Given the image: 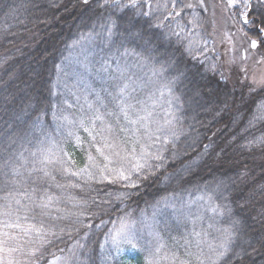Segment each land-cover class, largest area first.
I'll use <instances>...</instances> for the list:
<instances>
[{
  "label": "trees",
  "instance_id": "trees-1",
  "mask_svg": "<svg viewBox=\"0 0 264 264\" xmlns=\"http://www.w3.org/2000/svg\"><path fill=\"white\" fill-rule=\"evenodd\" d=\"M110 2L0 0V208L11 203L23 216L22 206L34 207L25 191L33 194L35 188L33 199L44 193L53 196L44 222L56 235L49 237L36 264H49L72 249L78 251L69 257L70 264H101L104 233L99 224L137 216L168 197L203 194L213 199L204 211L178 199L174 205L198 213L201 229L210 223L215 231L228 232V251L218 264H264V145L255 143L264 137V88L242 84L225 72L223 57L220 63L202 32L200 14L183 9L174 19H164L169 12L161 8L145 17L137 13L149 11L147 5L119 8ZM150 2L168 3L171 9L170 0ZM230 10L234 17L237 9ZM90 35L99 44L107 39L101 44L106 68L97 58L78 54L76 59L85 65L74 83L69 65L60 69L74 43ZM86 70L103 75L110 84L96 89L99 75L90 79ZM122 78L125 81L118 83ZM131 81L136 88L132 117L151 107L150 127L165 128V133H157L159 140H144L142 130L133 136V126L124 118L113 120L88 109L113 100L119 104L120 89ZM128 94L125 90L124 97ZM94 114L104 117L112 137L122 145L127 142L128 149L136 147L139 153V145L132 142L138 137L151 145L146 157L151 167L140 173L146 178L133 176L138 187H125L127 181L112 173L100 179V172L88 178L60 171L61 161L78 173L93 165L90 155L99 161L92 137L81 126L84 121L91 130ZM100 127L96 121V130ZM100 139L97 135L96 146ZM45 158L55 162L42 163ZM13 167L20 175H12ZM41 168L56 179L41 180ZM195 225L199 229L198 221ZM145 251L140 250L143 255L133 264H145Z\"/></svg>",
  "mask_w": 264,
  "mask_h": 264
},
{
  "label": "rangeland",
  "instance_id": "rangeland-1",
  "mask_svg": "<svg viewBox=\"0 0 264 264\" xmlns=\"http://www.w3.org/2000/svg\"><path fill=\"white\" fill-rule=\"evenodd\" d=\"M181 3H191L193 7L184 8V10L198 13L202 17V32L205 38L212 41L213 53L218 57L220 63L221 57H223L225 72H228L232 76L231 78L241 81L242 84L250 85L255 89L264 88V60H261V54L264 53L261 51L257 53L256 50L251 49L245 51L247 45L231 35L237 32V28L234 26L236 23L232 12L227 8V0H203V6L200 5L199 0H181ZM102 31V28L98 29V33ZM237 35L239 34L237 33ZM103 37L107 38L108 36L104 34ZM101 40L102 43L103 40L107 41V39ZM102 43H97V37L93 35L76 41L60 70H65L67 65H69V76L75 83L77 80L76 74L83 72L81 67L85 65L84 62L80 63L79 59L76 58H78V54L82 55L83 53L87 54L91 59L97 58L99 65L101 64L103 69H105V58L101 50L103 47ZM96 46H99L100 49ZM219 66V71L221 72L223 64H219ZM86 72L87 76L93 80H95L96 75H99L90 70H86ZM63 75L62 73L61 76ZM107 81L106 77L100 74L96 89L98 87L100 89L106 88L110 84ZM124 81V78L121 81L117 80L118 83H123ZM126 90H129V94L124 99H126L128 104L133 106L130 109V113H132L136 107L132 99L136 97L135 84L131 81L128 83ZM104 99H106V102L110 101L107 97H104ZM121 99L120 97L119 101ZM120 103L117 104L116 100H113L111 105L101 102L96 107L97 109L91 106L88 109L93 112H104L105 115L113 113V115H108L107 117L119 120L120 118L123 119V116L117 117L116 115L119 112L118 106ZM148 110L151 112L149 119H152L151 107L143 108L142 113L144 115ZM122 133L123 131L120 134ZM146 144H149V142ZM147 150H150V148ZM97 158L100 164L95 162V166L92 165L90 168H87L94 175L97 172L99 175L100 169L107 163L101 156ZM113 159L116 160L117 158L114 157ZM108 166L109 168H113L117 167L118 164H109ZM112 174L115 175L114 172ZM94 175L88 176L85 173V176L88 178H94ZM103 175L107 176L109 173L105 171ZM176 199L184 205H197L203 211L213 202L211 197L209 198L203 194L185 195L178 198L168 197L159 201L154 206L143 209L137 216L130 214L116 222H103L99 224L97 228L101 229V231L103 230L104 233L99 244V263L114 264L115 262L123 261L133 264L137 261L139 255H143L140 250H147L144 252L146 255V258L143 259L145 264H150V262L151 264H201V261H203V264H212V260L215 259L213 249L220 251L222 250L221 245L228 248V232L220 233L219 231H215L210 223H207L206 227L201 229L202 220L200 219L202 217L198 213L192 215V213L184 211L187 206L175 207ZM214 211L213 207L209 208L211 214ZM197 221L199 229L195 225ZM118 230L126 233L127 238L117 237V240L114 242L112 237ZM179 230L182 232L181 236L177 233L174 234V232H178ZM179 236L180 238H178ZM157 248L160 249L158 253L156 252ZM77 251L72 249V251H69L71 254L68 253L49 264H70L69 257L74 252L77 254ZM164 257H168V259H164ZM172 257H175V259L173 260ZM72 264H75L74 260Z\"/></svg>",
  "mask_w": 264,
  "mask_h": 264
},
{
  "label": "snow or ice",
  "instance_id": "snow-or-ice-1",
  "mask_svg": "<svg viewBox=\"0 0 264 264\" xmlns=\"http://www.w3.org/2000/svg\"><path fill=\"white\" fill-rule=\"evenodd\" d=\"M170 2L171 9H169L168 3H157L153 6L150 0H142V2L141 0H128L127 4H123L121 0H111L110 6L135 9L147 5L149 11L137 13V15H143L145 17H150L153 10H159L162 8L169 12V15L165 16L164 19H174L175 16H179L181 14L184 8L193 7L191 3L180 4L178 3V0H170ZM199 2L200 5L203 6V0H199ZM85 3H87V0H85ZM105 4H109V0H105ZM227 8L237 9L233 17L237 21L234 25L237 28V32L232 33L231 35L238 41L247 45L245 51H249V49H251L256 50L258 53L261 48H264V0H227ZM239 24H243L244 27H239ZM237 33L239 35H237ZM175 35L178 36L179 33L177 32ZM261 60H264V54H261ZM241 70L243 71V69ZM127 87L128 86L125 85L124 88L120 89L119 95L122 99L120 105L118 106L119 112L116 114L117 117L123 116L127 124L133 126L131 129L133 136L142 130V138L144 140H151L153 138L159 140L160 136L157 135V133H165V128L163 126H157L155 129L150 127L152 123L149 119L151 112H145L144 115L137 114L135 115V118L132 117L130 109H132L133 106L128 104L126 99H124V93ZM108 115H113V113H108ZM96 121H100L101 125H103V127H100L98 131L96 130ZM81 126H84V130L89 132V135L92 137V146L95 147L96 153L107 161L104 167L100 169V179L104 178L103 173L105 171L109 174L114 172L116 177L120 180L127 181L125 187H138V184L136 183V180L133 179V176H135L137 180L146 178L141 177L140 173L145 171L146 166L151 167V165H147L146 159V157L149 156L147 149H149L151 145L142 143L141 138L138 137L132 142L134 145H139V153L137 152L136 147L128 149L127 142L122 145L118 139L112 137V127L110 125H105L104 117L99 114L95 115L91 120V130L89 127L84 125V121H81ZM124 130V128L120 129V131ZM97 135L101 137L98 142V147L96 146ZM129 139H131V137ZM255 143L264 145V137L259 138ZM114 157L117 159L114 160ZM152 158L155 159L157 157ZM89 160L92 161L93 166H95V158L90 155ZM140 160H143L144 162L141 163ZM54 162L55 161L48 160L47 158H45V161H42V163ZM60 163V171L64 175H70L72 177H79L85 173H87L88 176L94 175V173L87 168L80 169L78 173L70 170L67 166V161H61ZM109 164H118V166L109 168ZM38 171L43 173L40 177L41 180L47 178L54 181L56 179V177L52 176L45 168L38 169ZM12 175H20L19 169L13 167ZM33 183H35V181H33ZM56 186L61 188L64 187L62 184H57ZM70 186L74 187L75 185ZM35 191L36 189L34 188L33 194ZM33 194H29L27 191L24 193L34 207L22 206L24 207L23 216L17 214L20 211L19 208L15 210L12 209L11 203H8L0 208V264H36L37 258L41 254V249L50 242L49 237L56 235V233L52 232L50 228L45 227L44 222L45 217L49 215V211L55 203V198L47 193H44V195L40 196L38 199H33ZM5 199H7V197H5ZM13 199L17 205L21 204V201L19 199H15V196H13ZM35 209H38L39 212L37 213ZM29 214H31V219L29 218ZM13 216H15V219H13ZM37 217H39V219ZM80 223H83V221H80ZM89 227H91V225H89ZM6 229H15L16 231L10 232L6 231ZM117 237L127 238V235L123 231L118 230L112 237L114 242L117 240ZM221 249L222 250L220 251L213 249L215 259L212 260V264H218V262L223 260L226 256L228 251L227 248L221 245ZM159 251L160 249L157 248L156 252L158 253ZM19 257H22L23 259ZM164 259H168V257H164ZM172 259L174 260L175 257H172ZM201 264H203V261H201Z\"/></svg>",
  "mask_w": 264,
  "mask_h": 264
}]
</instances>
